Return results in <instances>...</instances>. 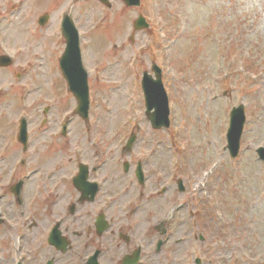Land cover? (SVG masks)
Segmentation results:
<instances>
[{"label":"rangeland","instance_id":"obj_1","mask_svg":"<svg viewBox=\"0 0 264 264\" xmlns=\"http://www.w3.org/2000/svg\"><path fill=\"white\" fill-rule=\"evenodd\" d=\"M21 1L26 2L16 11L10 0H0V53L8 39V52L17 65L0 70V149L7 150L2 165L9 173L24 158L14 134L19 133L21 118H31L34 152L26 157L32 164L33 178H43L48 169H41L52 168L61 159L67 161L69 174L74 173L75 154L85 151L86 159L95 163L101 158L97 150L110 149L117 202L116 211H110L106 220L109 228L104 236L108 237L98 238V203L75 205L77 214L72 216L70 208L77 204L74 195L68 203L58 205L59 212L53 207L49 223L29 228L31 220H20L15 199L8 196L5 207L11 217L9 223L0 226L2 240L8 241L5 232L11 233L14 242L17 232H44L66 212L72 221L68 224L71 232L92 235L86 239L70 235L74 246L66 253L50 248L41 251L43 245L36 253L31 252L32 264H46L51 259L54 264H83V258L97 249L104 251L102 262L112 264V255L118 261L129 250L125 241H120L121 249L115 246L113 253L112 248H103V241L110 240L112 232L128 233L132 247L136 245L134 239L145 238L148 264H195V259H201V264H238V260L239 264H264V162L256 152L264 147V40L249 45L236 26L213 17L193 29L181 12L178 27L173 11L183 0H142L141 8H128L121 0H113L112 11L97 0ZM67 12L76 20L90 64L103 73L109 86L104 82L99 86L95 77L90 79L93 120L86 124L75 114V97H65L59 88L64 84L59 60L66 45L57 31ZM44 14H49L50 20L42 36L37 19ZM140 14L150 25L146 31L133 28ZM171 22L174 25L170 27ZM184 28L186 35L179 36L176 46L170 45L167 30L168 37L174 38ZM36 49L52 51L45 55L46 71L52 79L41 77L38 82L31 76L37 63L33 57ZM155 64L163 70L171 106V126L162 130L153 129L144 114L141 89L142 74H153ZM42 90V95H47L40 98ZM240 104L245 105L247 122L242 149L233 159L226 134L230 113ZM46 115L51 117L48 124L43 123ZM61 120L71 127L67 138L55 136ZM132 133L140 139L137 152L131 156L136 162L123 154ZM140 154L142 158H138ZM127 161L131 166L138 161L144 165L150 176L148 187L142 188L131 175H124ZM122 179L126 180L125 192ZM179 181L185 186L183 192ZM28 186L31 191L32 181ZM31 202H27L30 212ZM163 221L171 241L157 255L156 227ZM12 250L4 264L18 261L17 250L13 246ZM173 252L177 259L172 258Z\"/></svg>","mask_w":264,"mask_h":264},{"label":"flooded vegetation","instance_id":"obj_2","mask_svg":"<svg viewBox=\"0 0 264 264\" xmlns=\"http://www.w3.org/2000/svg\"><path fill=\"white\" fill-rule=\"evenodd\" d=\"M97 151H99L97 155H100L101 158L97 160L95 163H93L92 160L91 161L87 160L85 154L82 156L81 159H79L76 155H74L73 167L76 169V171L71 174H69L68 172L69 168L67 167V161L63 163L62 159L56 165L51 166L52 168L43 167L41 170L44 169H48V170L45 171L44 177L41 179L36 177L33 178V171L31 170L30 182L32 181V190L30 191L29 202L33 200V202H31V215H30L32 217L33 228H38L39 224L43 225V223L44 224L49 223L50 220H52V215L54 211L53 207L56 208L55 212L56 211L59 212V209H57L58 205H61L63 203H68V199L73 198L74 195L77 204H73V207L70 208V215L75 216L77 214L76 213L77 208H75V205L83 206L84 203L93 202V203H98L99 205L98 216L103 212V214L106 216V219L109 217V213L110 211H112V196L114 194L113 190H114V184L116 178L115 173L112 174V158H111L112 151L110 149H106V150L99 149ZM80 161H84L86 163L87 170H85V175H86L85 181L83 183L79 182V186L82 187V189H77L74 186V179L79 174ZM106 168L107 171H105ZM109 168H111V170ZM58 173H62V174L58 176L57 175ZM11 177L17 178V181L20 180L19 171H17V175L16 173H14L13 169H11L8 173V170H6L4 166L0 164V219H3L4 216V205L6 202V198L8 196L11 198L12 196L14 197V195L11 193V187L17 181H13L12 183L6 184V181L9 180ZM86 185L90 186V190L84 189ZM93 191L95 192L94 193L95 195L92 201H90L89 199L91 198ZM16 201L18 205L22 204V201L20 199L16 198ZM84 217H86V214H84ZM59 218L60 219L57 220L59 222H57L55 226L52 225V223H50L48 225L49 229L47 230L46 228L44 232H17L15 237L16 238L17 236L20 237L21 240L20 247L19 246L17 247L16 240L15 242L14 240H12L11 233L5 232L3 236L6 237L8 235V241L6 242V240H2V236H0V263L4 264L6 260H8V257L9 258L11 257L9 255L12 250V246L15 249L17 248L21 254H24L23 250L28 251L29 262L24 257L22 258V260H18V261L12 260L11 264L13 261L14 264H32V262L30 261L32 257L31 252L33 251L34 253H36L37 249L38 250L41 249L43 245H45V247L42 248L41 251L50 248V249H55V251L59 252V250L56 247L49 244L50 235L53 233L52 230L54 229V227H57L58 225H59V229L61 230V232H59L61 239L62 238L66 239L68 241V250L71 249L74 246V243H73V239L70 238V235H79V234H77V232L70 231V227H68V224L72 221L70 220V217L66 215V212L64 214H60ZM77 219L78 218L74 217V220ZM0 225H3V222H0ZM90 229L92 228H89V230ZM89 234L92 235V232H82L79 235V237L86 239ZM104 234L102 236H104ZM125 235H127L129 238L126 237ZM96 236L100 238L101 234L97 232ZM105 237H108V235H105L104 238ZM117 239H119V243L117 242ZM144 240L145 238L142 237L141 241L144 242ZM44 241H46L47 245L44 243ZM120 241H125V243L128 244L129 250L125 252L123 256L119 258L118 261L116 260L115 255H112V264H122L123 260L127 256L131 255L134 252L133 250L136 249L135 245H133V247L130 246V243H133V240L130 237V235L124 232H119L118 234L117 232H112L111 239L104 240L102 246L108 251L111 250L112 248V253H113L115 246H118V248L121 249L122 243ZM96 251L100 252L99 260L100 262H102V260L104 259L103 257L104 251L102 249H97L95 250V252ZM143 255L144 253L142 251L141 262L147 259V256L146 255L143 256ZM16 256H18V253H16ZM89 257L90 255H87L86 258H83L82 263L86 264V262H88ZM54 263L55 262L53 259L46 262V264H54ZM148 263L149 262L145 260V264ZM101 264H105L104 261ZM174 264H178V263H174Z\"/></svg>","mask_w":264,"mask_h":264},{"label":"water","instance_id":"obj_3","mask_svg":"<svg viewBox=\"0 0 264 264\" xmlns=\"http://www.w3.org/2000/svg\"><path fill=\"white\" fill-rule=\"evenodd\" d=\"M106 2V0H101ZM128 6H139L140 0H124ZM136 29L147 28L148 25L145 19L141 16L136 21ZM63 35L67 39V50L61 60L62 70L67 78L70 89L78 100L77 113L87 119L89 110V92L87 86L86 75L83 72L81 64V56L79 51V36L73 25L68 19L63 26ZM157 80H154L147 73L143 80V89L146 98L147 116L152 125L156 129L168 128L169 122V108L168 99L161 82V71L156 66L154 67ZM155 109L154 112L152 110ZM245 122L244 112L242 108L234 109L231 118V126L228 133L229 149L233 156H236L239 141ZM23 122L21 131V141L26 142V128ZM135 136L132 137L128 144L131 147ZM260 156L264 159V150H260ZM181 185V190L184 188ZM96 264V263H94Z\"/></svg>","mask_w":264,"mask_h":264},{"label":"clouds","instance_id":"obj_4","mask_svg":"<svg viewBox=\"0 0 264 264\" xmlns=\"http://www.w3.org/2000/svg\"><path fill=\"white\" fill-rule=\"evenodd\" d=\"M180 12L193 29L213 17L236 26L249 45L264 40V0H183Z\"/></svg>","mask_w":264,"mask_h":264}]
</instances>
